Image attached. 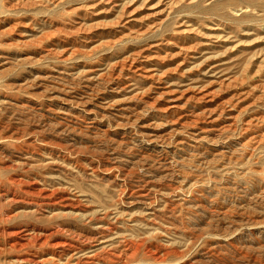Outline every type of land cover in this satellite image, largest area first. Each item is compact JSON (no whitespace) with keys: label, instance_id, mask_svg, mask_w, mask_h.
Returning a JSON list of instances; mask_svg holds the SVG:
<instances>
[{"label":"rangeland","instance_id":"374dc122","mask_svg":"<svg viewBox=\"0 0 264 264\" xmlns=\"http://www.w3.org/2000/svg\"><path fill=\"white\" fill-rule=\"evenodd\" d=\"M16 1L0 264H264V0Z\"/></svg>","mask_w":264,"mask_h":264},{"label":"bare ground","instance_id":"6f19581e","mask_svg":"<svg viewBox=\"0 0 264 264\" xmlns=\"http://www.w3.org/2000/svg\"><path fill=\"white\" fill-rule=\"evenodd\" d=\"M1 1V0H0ZM4 1V0H3ZM16 1V0H15ZM21 1V0H20ZM35 1V0H34ZM45 0H36L35 2L36 3H43ZM14 2V1H13ZM12 1H8V2H6V5H7V7H10V8H14V7H16V6H21V5H25V2L24 1H22V2H17L16 1V3H13ZM112 2V1H111ZM28 3H29V1H28ZM94 3H97V2H94ZM87 5H85V7H86ZM81 7V6H80ZM82 8V7H81ZM4 9V8H3ZM9 9V8H8ZM8 9H6V11L8 10ZM20 9V8H19ZM112 9V8H111ZM5 10V9H4ZM1 12V11H0ZM13 12H14V10H13ZM2 13V12H1ZM0 13V14H1ZM13 14V13H12ZM13 16V15H12ZM15 17V16H14ZM12 18H10L7 14H4V15H0V74L2 73L1 71H2V63L3 64H7L8 62H9V59H10V55L12 54V51H14L15 50V48H17L18 46H24V47H31V49L28 51V53L26 52L25 54H27V56L25 57V58H29V56L30 55H36V53H37V48H38V45L41 43V41H40V43H38L37 45L35 44V43H33V41H29V40H27V39H24V37H26L25 36V33L23 32V30H20V26H21V20H20V18H16V19H14V21H12L11 20ZM48 20V19H47ZM23 23V22H22ZM85 24V23H84ZM97 24V23H96ZM24 25V24H23ZM98 26V25H97ZM25 28V30L26 31H29V27L28 28H26V26H24ZM128 34V33H127ZM124 35V34H123ZM123 37V36H122ZM41 38V37H40ZM41 40V39H40ZM116 41V40H115ZM117 41H118V39H117ZM171 43V42H170ZM152 46H154V45H152ZM155 47V46H154ZM99 48V47H98ZM75 49V48H74ZM93 49V48H92ZM17 51V50H16ZM43 51H46V53H51V51H50V48H47V50H46V48L43 50ZM184 51H185V49H184ZM71 53H73V51L71 52ZM181 53V52H180ZM182 53H184V52H182ZM136 54V53H135ZM148 54V53H147ZM71 55H73V54H70V56ZM188 55V54H187ZM128 56H126V58H127ZM130 57H131V59H129V60H127V61H130L129 62V67L130 66H132V68H136V66H137V64H135L134 65V62H136L135 61V58H132V56L130 55ZM134 57V56H133ZM144 57V56H143ZM22 59H24V58H22ZM123 59V58H122ZM145 59V58H144ZM148 59V58H147ZM144 62H145V60H144ZM114 64V66H115V63H113ZM119 65H120V63H119ZM134 65V66H133ZM97 66V65H96ZM122 66V65H121ZM93 67V66H92ZM119 67V66H118ZM139 67V66H138ZM146 67V66H145ZM4 68V67H3ZM113 68V67H112ZM121 68V67H120ZM119 68V69H120ZM6 69V68H5ZM118 69V70H119ZM143 70V69H142ZM147 70V69H146ZM7 72V71H6ZM124 73H125V71H123ZM127 72V71H126ZM139 72V71H138ZM117 73H119V72H117ZM133 73H134V71H133ZM135 73H137V72H135ZM140 73H142V72H140ZM130 74H131V72H130ZM129 74V75H130ZM125 75H127L128 76V74H125ZM151 75H153V74H151ZM139 76H140V74H139ZM142 76V75H141ZM132 77V76H131ZM150 78H152V77H150ZM96 79V78H95ZM154 79V78H153ZM12 81V80H11ZM7 85H10L11 87H15V86H13L14 85V83L13 82H10L9 83V81L8 82H6L3 86H7ZM9 86V87H10ZM9 89V88H8ZM5 93V92H4ZM160 94V93H159ZM164 94V93H163ZM167 94V93H166ZM0 95H1V92H0ZM204 97H208V96H210L209 94H207V93H204ZM2 96V95H1ZM3 97H5V99L7 98V96H3ZM175 99V98H174ZM177 99V98H176ZM179 99V98H178ZM243 99V98H242ZM241 99V100H242ZM2 100H4V99H2ZM1 100V101H2ZM158 100V99H157ZM171 100V99H170ZM190 100V99H189ZM193 100V99H192ZM204 100H206V99H204ZM236 100V99H235ZM173 101V100H172ZM218 101V100H217ZM5 102H6V100H5ZM171 102V101H170ZM204 102V101H203ZM139 103V102H138ZM191 103V102H190ZM180 104V103H179ZM196 104V103H195ZM212 104V103H211ZM210 104V105H211ZM217 104V103H216ZM203 105V104H202ZM215 105V104H214ZM176 105H175V102H174V104H172L171 105V107H175ZM183 106V105H182ZM182 106H180V107H182ZM198 106V105H197ZM162 107V106H161ZM160 107V108H161ZM165 107V106H164ZM170 107V106H169ZM168 106H167V109L169 108ZM177 107V106H176ZM200 107V106H199ZM207 107V106H206ZM211 108H212V105L210 106ZM217 107H218V105H217ZM230 107V106H229ZM236 107V106H235ZM205 108V107H204ZM234 108V107H233ZM159 109V108H158ZM220 109V108H219ZM157 110V109H156ZM166 110V109H165ZM170 110V109H169ZM177 110V109H176ZM204 110V109H203ZM207 110H209L208 108H207ZM212 110H214V109H212ZM235 110H236V108H235ZM179 111V110H178ZM228 111V110H227ZM234 111V110H233ZM157 112V111H156ZM166 112V111H165ZM172 112V111H171ZM170 112V113H171ZM240 113V112H239ZM167 114V113H166ZM257 114V113H256ZM156 115V114H155ZM186 115V114H185ZM229 116V115H228ZM256 116V115H255ZM258 116V115H257ZM156 117V116H155ZM223 117V116H222ZM183 119H185V118H183ZM224 119V118H223ZM233 119V118H232ZM249 119V118H248ZM251 119V118H250ZM219 120V119H218ZM195 121V120H194ZM213 121V120H212ZM216 122V121H215ZM225 122V121H224ZM260 122H262V121H260V119H258V118H255L254 120H249L248 122H246V125L248 126V127H250V126H252V125H258V124H260ZM173 123V122H172ZM188 123V122H187ZM236 123V122H235ZM214 124V123H213ZM226 124V123H225ZM144 125V124H143ZM224 125V124H223ZM150 126V125H149ZM220 126V125H219ZM228 126V125H227ZM245 126V125H244ZM212 127V126H211ZM210 127V128H211ZM226 127V126H225ZM195 128V127H194ZM232 128H234V127H232ZM262 128V127H261ZM209 129V128H208ZM175 130V129H174ZM253 130V129H252ZM251 130V131H252ZM177 131V130H176ZM250 131V132H251ZM257 131V130H256ZM209 133V132H208ZM245 133V132H244ZM243 133V134H244ZM248 133V132H247ZM253 133V132H252ZM259 133V132H258ZM251 134V133H250ZM242 135V134H241ZM246 135V134H245ZM252 135H254V134H252ZM252 135H250V137L252 136ZM256 136V135H255ZM261 136H264V135H262L261 134ZM246 137V136H245ZM244 138V137H243ZM252 139H253V137H252ZM251 139V140H252ZM256 139V138H255ZM249 141V140H248ZM25 149V148H24ZM7 166V165H6ZM94 168V167H93ZM20 175V176H19ZM16 176V175H15ZM18 176L19 177H12L10 180V182L12 183V184H14V183H21V180H22V178H21V174H18ZM31 185H32V182H29V183H26V184H24V193H26L27 195H30V196H33V195H38V192H39V190L35 187V188H33V187H31ZM46 196H48V195H46ZM45 197V196H44ZM50 197V196H49ZM64 197V196H63ZM72 203V202H71ZM74 206V205H73ZM10 229H9V227L8 226H5V227H2L1 229H0V235H4L5 236V240L4 241H2L1 242V246H0V249L1 250H3V249H6V248H9V247H21V246H24V242L25 241H27V235L26 234H24L23 232V234L22 233H18V234H13V233H11L10 231H9ZM19 230V229H18ZM19 232V231H18ZM25 232V231H24ZM29 233V232H28ZM83 234V233H82ZM98 235V234H97ZM94 238V237H93ZM29 240V239H28ZM72 248V245L71 244H68V243H63L60 247H58V249H60L62 252L63 251H65V250H67V251H71L70 249ZM85 250V249H84ZM66 251V252H67ZM88 252V251H87ZM59 253V252H58ZM38 254V253H37ZM57 254V253H56ZM51 255V254H50ZM60 255V254H59ZM58 255V256H59ZM37 256V255H36ZM40 256V255H39ZM87 256H89L90 258H94L95 256H97L96 254H92V255H87ZM44 258H46V257H44ZM83 258H81L80 259V264H86L87 262H88V260L89 259H87L86 258V260H82ZM20 264H24V263H27V262H31V263H33V264H45L46 262H48V259H38V257L37 258H35L34 256H32V255H21V256H19L18 257V260H17ZM96 260H94V262H95ZM17 264V263H16ZM91 264H93V263H91Z\"/></svg>","mask_w":264,"mask_h":264}]
</instances>
